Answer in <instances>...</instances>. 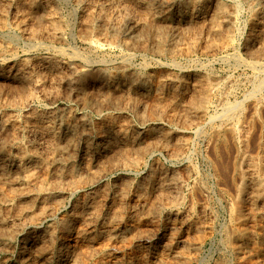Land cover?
Returning <instances> with one entry per match:
<instances>
[{
    "label": "rangeland",
    "instance_id": "374dc122",
    "mask_svg": "<svg viewBox=\"0 0 264 264\" xmlns=\"http://www.w3.org/2000/svg\"><path fill=\"white\" fill-rule=\"evenodd\" d=\"M32 1L38 0H25L23 8L17 9L18 6L12 0H0V43L2 42L0 48L6 52L0 51V129L2 130L0 131V144L2 145H0V170H4V175L0 174V185H2L0 186V203L2 202L0 204V264H55L54 256L60 257L62 264H69L66 253L78 255L80 250L82 254H79V258L83 256L90 264H264V194L262 201L256 200L254 193H252L254 192L253 188L248 187V192L245 194L247 196L242 205L244 223H233L229 212L232 199H234L236 184L238 181L240 183L239 179H235V164L239 163L238 166H240L242 157L246 155L245 159L248 158L247 160H249L250 158L253 164L257 163L261 172L264 173V110L262 114L263 126L255 124V127L251 128L249 123L246 124V121L250 122L248 117L242 122L243 145L240 150L232 144L229 147L233 150L229 149L227 152L226 146L218 142L217 149L219 152L216 153L211 142L212 131L208 125V117L191 112L188 107L189 102L193 99L192 96L198 89L195 80L203 79L206 76H214L213 78L218 82H214L211 87V94L215 97L213 96L214 104L208 114L218 111L219 102L217 99L222 95L218 97L217 90L219 87L225 88L222 85L228 86L227 89L225 88L227 92L222 97H228L233 102L243 101L244 94L252 90L254 71L250 67L247 69L246 63L254 61L260 62L261 65L264 64V56L262 55L264 51L261 52V49H264V33L262 32L264 31L262 29L264 28V21H253L251 16V10L253 12V9L259 8L258 1H251L248 4L246 0H239V4L241 3L239 6L240 15L229 29L232 31L230 36V31L227 30V27L230 26L224 24V26L218 27L217 22L215 23L217 20H212L213 15L212 17L210 15L213 14L214 6L217 3L224 4L225 10L229 9V14L232 13L235 9L231 1L195 0L198 3V5L196 3L197 10L204 11L202 16L193 12L192 9L189 12L180 13L179 11H185L181 3L171 5L170 8H160L158 13L152 14L149 13L145 0L142 2L141 0H116L118 1V10H115L116 7L112 9V7L107 6L108 1L106 0H39L40 2L36 7L31 5ZM159 1L163 3L162 1L165 0ZM47 5L57 8V12L60 13L57 16L59 21L68 22L67 29L65 28L66 38L60 43L54 41L53 33L55 31L47 20L48 16L45 11ZM99 5H103L102 7L106 9L108 21H111L112 25H121L118 39L121 42L128 40L129 43H134L133 49H136L129 51L120 46L111 55L107 54L106 57L109 56L110 58L108 60H113L112 69L114 70L111 69V72L116 81L115 84L106 79L102 82L91 80L84 89L77 84L70 86L66 82L72 77L70 68L66 64L67 60L75 51L82 56L89 53L88 45L83 37L88 22L95 15L93 10ZM24 16L27 18L25 19ZM19 17L25 19L28 33L32 37V33L35 32L33 37H38L37 40L43 47H31L28 36H20V34L9 30L10 25L13 26L18 23V20L20 21ZM2 20H6L7 27H2ZM157 32L165 34L164 36L169 37V39L171 37V40L175 42L176 48L173 57L158 55L154 52L153 45L155 43L152 36ZM221 34L225 36V39ZM256 34L260 35L261 41L259 43L255 41ZM14 36L15 38H13ZM229 38L235 39V48H227L226 44ZM98 40L106 44L103 38ZM248 47H250L251 52ZM60 50L65 53V57L57 54ZM125 51L126 54L132 55V69L140 70L142 66L146 65L153 83L162 77V79L168 80L174 76H184L188 83H186L185 95L183 94L182 100L176 101L168 89H165L160 96L155 94V91L146 94L128 91L126 76L122 74L117 63L114 66V63L120 60L119 55L124 54ZM234 56L239 57L238 63ZM88 68L92 73L99 71V67L95 65ZM15 70H21L26 79H17L9 75ZM261 78L264 81V75ZM236 88L238 89L236 90ZM189 114L191 115L189 116ZM39 116L50 121L52 132L60 133L64 132L66 128H75L74 142L66 143L65 140H61V150L58 149V151L56 149L57 141L48 131L42 129L35 122L36 117ZM154 117L160 119L159 124L161 125L157 126L159 131L147 132L155 126L154 121H152ZM195 118L198 119L195 121ZM23 126L27 128L25 127V129ZM245 129H248V132ZM143 131L147 132V140H144V137L139 134ZM168 132L170 139L169 142H166L165 135ZM124 133L128 135L125 136ZM150 140L151 142H149ZM246 140H248V145H246ZM144 144L145 148L143 147ZM28 146L30 148H27ZM19 148H25V151H36L35 153L38 152V155L41 154L39 157L42 159L31 170L32 172L30 171L29 183H24L25 188L15 185L20 178V171L14 163ZM124 150L125 152H122ZM222 151L223 154H221ZM179 152H181L182 157L178 161L175 156L180 154ZM236 152L241 156H238ZM237 157L238 160H236ZM212 160L220 166L216 172L218 174L215 173L216 169L213 167ZM62 163L69 167V171L72 168L73 170L70 171L72 173L68 169L62 171L58 167ZM136 163H138L136 168L131 167L132 164ZM252 168L254 165H243V171L249 180L253 175ZM7 170L10 171L7 172ZM53 170H55L54 173ZM221 175L225 179L222 180ZM61 176L63 179L60 183L62 184L61 187L65 188L64 194L57 193L54 196L56 200L47 206L51 216L42 217L35 227L32 226L28 217L26 218L19 213L18 201L9 200L14 206H6L4 203L15 196L11 186L15 185L14 189L21 188L16 194L32 192L31 194L34 195L41 185H45L46 188L51 186V189L56 190L55 186L59 184L56 181ZM165 176L167 177L165 178ZM30 180L33 181V185ZM166 180L169 181L165 183ZM10 181L11 183H9ZM143 183L144 187L145 184L149 186L146 185L145 187V192H147L143 199L144 206H139L140 201L136 196V191L140 186L139 184L143 185ZM75 185L77 188L73 190ZM127 188L129 189L127 190ZM170 190L172 192H169ZM177 194L179 195L177 196ZM169 195L173 196V199ZM92 198H96L99 205H96L97 210L93 215L96 218L91 216V220L83 223L76 220L72 222L71 220L76 217V210L85 204L86 200L89 202ZM174 200L180 201L178 203L179 208L171 210ZM111 205L114 207L112 208ZM137 205L138 218L136 221H132L130 211ZM38 209L41 211L40 208L34 209L35 216L43 213ZM110 209L111 211L117 209L124 212L125 218L122 223L114 224L111 222ZM151 210L155 211L152 215H150ZM253 215L255 218L252 217ZM260 218L262 219L260 220ZM24 220L26 221L24 222ZM66 224L72 226L70 232L65 231L64 226ZM108 228H111L109 233ZM102 229L106 230L103 231ZM238 229L244 231L246 238H248L245 239L246 242L237 240L240 252H235L226 242L227 236ZM128 238L129 241L126 240ZM242 248L246 249L243 251ZM83 249H85L84 252ZM86 251L87 254H85Z\"/></svg>",
    "mask_w": 264,
    "mask_h": 264
},
{
    "label": "bare ground",
    "instance_id": "6f19581e",
    "mask_svg": "<svg viewBox=\"0 0 264 264\" xmlns=\"http://www.w3.org/2000/svg\"><path fill=\"white\" fill-rule=\"evenodd\" d=\"M11 1V0H10ZM80 1V0H79ZM108 1L107 3V6L109 7H116L115 10H118L117 6H118V1L116 0H106ZM147 5H148V8H149V13L151 12L152 14H156L159 12V9L161 8H166V7H169L171 5H174V4H177V3H181V5L183 6V8L185 9L182 10V11H179L180 13H186V12H189L191 9L193 12H196L198 15H203V10H197L198 8V3L194 0V1H191V0H165V1H162L163 3H161L159 0H145ZM225 2L226 1H231L233 2V5H234V11L232 13L229 14L228 10L226 11L225 9V5L224 4H221V3H217L215 4V10L213 12V14H209L211 17L213 15V19L212 20H217L215 21L216 25L219 27L224 26V24L227 26H230V27H227V30H229L232 25H234V21L237 20V18H239L238 16L240 15L239 14V0H224ZM247 3L251 2V1H258V6L259 8H255L256 10L253 9V12L251 10V13H252V18H253V21L255 20H260V21H264V0H246ZM245 1V2H246ZM13 3H15L17 6V9L19 8H23V5L25 4V0H12ZM39 0L38 1H32L31 2V5L33 7H36L38 4H39ZM142 2V0H141ZM200 2V1H199ZM243 2V1H242ZM97 3V2H96ZM197 3V5H196ZM224 3V2H223ZM248 3V4H249ZM253 3V2H252ZM251 3V4H252ZM30 4V3H29ZM99 4H101V2H99ZM105 4V2H104ZM201 4V3H200ZM206 4V3H204ZM246 4V3H245ZM254 4V3H253ZM1 5V4H0ZM45 5V4H44ZM97 5V4H96ZM106 5V4H105ZM207 5V4H206ZM243 5V4H242ZM256 5V4H254ZM256 5V7H257ZM40 6V5H39ZM103 6V5H102ZM101 5L97 6L93 12L95 13L94 17L88 22L89 24L87 25L86 27V32L84 34V37H83V40L85 41V43L88 45V48L89 49V53L87 54H84V56L79 55V52L76 53V51L72 54V56L69 58V60H67V63L69 68H70V73L72 74V77L66 82H68L71 86V84H77V85H81L80 87H82V89H84L86 87V85L89 83V81L91 80H95V81H104V80H108L111 82V83H116V81L114 80V76L112 75V72H111V69L113 67V60H108L110 59L109 56L108 58L106 57L107 54L109 53V55H111V53L113 51L116 50V48L120 47V46H123L124 48L123 49H128L129 51L132 50L134 48L133 44L129 43L128 40L127 42H121V40L118 39L119 35H120V28H121V25L119 26V24H115V25H112L110 22L111 21H108V13L106 11V9L104 7H102ZM106 6V7H107ZM120 6V5H119ZM201 6V5H200ZM244 6V5H243ZM15 7V6H14ZM55 6H52V7H49L48 5L45 6V11L47 13V16H48V21L51 23V27H53V30L55 31L53 34H54V41H57V42H62L64 40L65 37V28L67 27V23L65 22H61V20L59 21V18L57 16L59 12H57V8H53ZM84 7V6H83ZM138 7V6H137ZM229 7V5H228ZM251 7V6H249ZM108 8V7H107ZM87 10V9H85ZM89 10V9H88ZM121 10V9H120ZM250 10V9H249ZM248 10V11H249ZM5 11V10H4ZM110 11V10H109ZM191 11V12H192ZM114 12V11H113ZM228 12V13H227ZM250 12V11H249ZM92 13V12H90ZM14 14V13H13ZM60 14V13H59ZM160 14V13H159ZM21 16V15H20ZM32 16V15H31ZM157 16V15H156ZM159 17V16H157ZM6 18V17H5ZM20 18V17H19ZM18 18V19H19ZM25 18V16H24ZM27 18V17H26ZM25 18V19H26ZM31 18V17H30ZM124 18H127V17H124ZM25 19H21L20 18V21L18 20V23L15 24V25H10L8 28L11 32H14L16 34H20V36H28V41L30 40V43H31V47H38V46H42L41 43L37 40L38 37L34 38V33L33 36L31 37V35L28 33L29 31H27V24H26V21H24ZM32 19V18H31ZM251 20V19H250ZM6 21V20H5ZM2 20V27H7V23ZM65 21V20H64ZM121 21V20H120ZM126 21V19H125ZM125 21L123 22V24L125 23ZM251 20V22H253ZM1 22V21H0ZM48 22V23H49ZM122 22V21H121ZM120 22V23H121ZM239 22V21H237ZM49 23V24H50ZM70 23V22H69ZM263 23V22H262ZM72 24V23H71ZM236 24V23H235ZM264 24V23H263ZM9 25V24H8ZM157 25V24H156ZM237 25V24H236ZM262 25V24H261ZM72 26V25H71ZM253 26V24H252ZM50 27V28H51ZM179 27V26H178ZM264 27V26H263ZM49 28V29H50ZM64 28V29H63ZM160 28V27H159ZM195 28V27H194ZM226 28V27H225ZM254 28V27H253ZM4 29V28H3ZM52 29V28H51ZM67 29V28H66ZM110 29V30H109ZM164 29V28H163ZM260 29V28H259ZM264 29V28H262ZM2 30V29H1ZM48 30V29H47ZM159 30V29H158ZM175 30V29H174ZM226 30V29H224ZM240 30V29H239ZM254 30V29H253ZM193 31V30H192ZM230 31V30H229ZM228 31V32H229ZM262 31V30H261ZM71 32V30H70ZM227 32V31H226ZM232 31L229 32V36H230V33ZM257 32V31H256ZM264 33V31H262ZM82 33V32H81ZM123 33V32H122ZM180 33V32H179ZM15 34V35H16ZM223 34V33H222ZM221 34V35H222ZM228 34V33H226ZM259 34V33H258ZM165 34L163 33H159L157 32L153 37V40H154V45H153V50L156 54L158 55H162V56H169V57H173V53H174V50L176 48V44L175 42H173L171 40V37L169 39V37H165L164 36ZM224 35V34H223ZM222 35V36H223ZM257 35V34H256ZM262 35V34H261ZM18 36V35H17ZM151 37V36H150ZM218 37V36H217ZM224 39H225V36H223ZM15 38V36L13 37ZM100 38H103V40H105V43L106 44H103L101 43L102 41L98 40ZM221 38V37H220ZM7 40V39H6ZM11 40V39H10ZM42 40V39H41ZM48 40V39H47ZM67 40V39H66ZM220 40V39H219ZM222 40V39H221ZM15 41V39H14ZM43 41V40H42ZM190 41V40H189ZM223 41V40H222ZM256 42L259 43V41H261L260 39V35L256 37L255 39ZM2 43V42H1ZM0 43V44H1ZM212 43V42H211ZM223 43V42H222ZM257 43V44H258ZM29 44V43H28ZM57 44V43H56ZM151 44V43H150ZM226 44V43H225ZM235 39L234 38H229L228 41H227V48H231V47H234L235 45ZM264 44V43H263ZM225 45V46H226ZM189 46V45H188ZM224 46V45H223ZM224 46V47H225ZM258 46V45H257ZM264 46V45H263ZM7 47V46H6ZM53 47V46H52ZM187 47V46H185ZM184 47V48H185ZM237 47V46H236ZM39 48V47H38ZM143 48V47H142ZM219 48V47H218ZM218 48H216V50H218ZM235 48V47H234ZM249 48V51H250V47ZM69 49V48H68ZM136 49V48H135ZM133 49V50H135ZM148 49V48H146ZM215 49V48H214ZM246 49V48H245ZM253 49V48H252ZM58 50V49H57ZM73 50V49H72ZM180 50V49H179ZM178 50V51H179ZM233 50V49H232ZM0 51L3 52L4 49L3 48H0ZM208 51V50H207ZM227 51V50H226ZM238 51V50H237ZM246 51V50H245ZM258 51V50H257ZM264 51V49H261V52ZM5 52V51H4ZM52 52V51H51ZM150 52V51H149ZM180 52V51H179ZM178 52V53H179ZM186 52V51H185ZM229 52V51H228ZM235 52V50H234ZM251 52V51H250ZM254 52H256V50L254 49ZM259 51V53H261ZM6 53V52H5ZM84 53V52H83ZM124 53V52H123ZM189 53V52H188ZM193 53V52H192ZM253 53V52H252ZM258 53V52H257ZM258 53V54H259ZM2 54V53H1ZM58 55L62 56V57H65V53L60 50L58 53ZM232 54V53H230ZM250 55V54H249ZM253 55V54H252ZM255 55V53H254ZM262 55L264 56V54L262 53ZM69 56V55H68ZM140 56V55H138ZM225 56V55H224ZM260 56V55H259ZM262 56V57H263ZM58 57V56H57ZM67 57V56H66ZM120 57V60L115 62L114 63V66L115 64L117 63L120 67V69L122 70V74L124 76H126V81H127V87H128V91L130 92H139L140 94H146V93H151L153 91H155V94L157 93L159 96L164 92V90L168 89V91L171 93V95L174 96L175 100L176 101H179V100H182V97H183V94L185 93V87H186V83H188L186 81V78L183 76V77H172V78H169L168 80H164V79H155L156 82L153 83L151 78H150V75L148 74V70H147V67L146 65H144V67L142 66V68L140 70H135V69H132L131 67V59H132V55L131 54H126V51L124 54H121L119 55ZM161 57V56H160ZM257 57V56H256ZM61 58V57H60ZM115 58V57H114ZM166 58V57H164ZM239 58V57H238ZM236 56H234V59L236 60V62L238 63L239 62V59H238ZM254 58V57H252ZM259 58V57H257ZM63 59V58H62ZM170 59V58H169ZM263 59V58H262ZM175 60V59H174ZM174 60H172L173 62H175ZM246 61V60H244ZM261 61V60H260ZM58 62V61H57ZM161 62V61H160ZM172 62V64H173ZM247 62V61H246ZM262 62V61H261ZM53 63V62H52ZM52 63H51V66H52ZM230 63V62H229ZM234 63V62H233ZM260 62H247L246 64L248 65L247 69H249V67L254 71L253 72V88L251 91H249V93L247 94H244V100L239 102L238 101H235L233 102L232 100L230 101V99L228 97H222L224 93H226L227 91H225V88L227 89L228 86L226 85H222L223 87L225 88H222V87H219L218 90H217V95L219 97V99H217V101L219 102L218 103V111L213 113V114H208V112L211 110V107L213 106L214 104V99H213V96L215 97V95H212L211 94V87L213 85L214 82H216V80L212 77V76H206L205 78H201V79H196L195 82L196 84L198 85V89L196 90V92L194 93V95L192 96L193 99L189 102V109H191V112H196L198 115H204L205 117H208V125L210 126L211 128V142H212V145H214V149H215V152L217 153V151L219 149L217 144L218 142H221L222 144H224L225 147V150L228 152L229 149H232L231 147H229V145H232L234 144L235 145V148L239 150L241 149L242 145H243V140H242V128H243V121L244 119H248L250 120V122L246 121L248 124L249 123V126L251 128L255 127V124H260V126H263V120H262V114H263V110H264V81L262 80L261 76L264 75V64L262 63L259 64ZM25 64V63H24ZM56 64V63H55ZM116 64V65H117ZM144 64V63H143ZM163 64V63H162ZM171 64V63H170ZM180 64V63H179ZM232 64V63H231ZM57 65V64H56ZM80 65V66H79ZM97 66L99 67V71L95 72V73H92L90 72V66ZM238 65V64H237ZM50 66V65H48ZM24 67V66H22ZM27 67V66H26ZM152 67V66H151ZM181 67V66H180ZM68 68V67H67ZM92 68V67H91ZM15 69V68H14ZM17 69V68H16ZM119 69V70H120ZM178 69V68H177ZM69 70V69H68ZM114 70V69H112ZM189 70V69H188ZM25 71V70H24ZM50 71V70H49ZM186 71V70H185ZM153 72V71H152ZM205 73V72H204ZM207 73V72H206ZM213 73V72H212ZM46 74V73H44ZM173 74V73H172ZM9 75L11 76H14V78H17V79H26V76L25 74L21 71V70H15V71H12ZM156 76V75H155ZM170 76V75H169ZM31 76H29L30 78ZM152 77V76H151ZM157 77V76H156ZM68 78V77H67ZM165 78V77H164ZM195 78V77H194ZM199 78V77H198ZM231 78V77H230ZM244 78V77H243ZM31 79L33 80V78L31 77ZM40 80H41V77H40ZM123 80V79H122ZM222 80V79H221ZM39 81V80H37ZM36 82V81H35ZM125 82V81H124ZM232 82V81H231ZM33 83V82H32ZM96 83V82H95ZM218 83V82H216ZM226 83V82H225ZM224 83V84H225ZM229 83V82H228ZM234 83V82H232ZM249 83H250V80H249ZM195 84V85H196ZM221 84V83H220ZM219 84V85H220ZM235 84V83H234ZM237 84V83H236ZM27 85V84H26ZM30 85V84H29ZM242 85V84H241ZM68 86V85H66ZM74 86V85H73ZM111 86V85H110ZM237 86V85H236ZM78 87V86H77ZM235 87V86H234ZM196 88V87H195ZM232 89V88H230ZM238 88H236L237 90ZM86 90V89H85ZM126 90V89H125ZM240 90V89H239ZM230 91V90H229ZM127 92V90H126ZM213 92V91H212ZM236 93V92H235ZM81 94V93H80ZM85 94V93H83ZM114 94V93H113ZM228 94V93H227ZM44 95V94H43ZM130 95V94H129ZM185 95V94H184ZM228 95H231V94H228ZM235 95V94H234ZM36 96V95H35ZM131 96V95H130ZM172 96V97H173ZM232 96V95H231ZM138 97V96H137ZM162 97V96H161ZM231 98V97H230ZM34 99V98H32ZM89 99V98H88ZM94 99V98H93ZM216 99V98H215ZM30 100V99H29ZM83 100V99H82ZM116 100V99H115ZM174 101V99H172ZM85 101V100H84ZM90 101V100H89ZM92 101V99H91ZM189 101V100H187ZM216 101V100H215ZM87 102V101H86ZM135 102V101H134ZM141 102V101H140ZM89 103V102H88ZM130 103V102H128ZM175 103V102H174ZM187 103V102H186ZM216 103V102H215ZM26 104V103H25ZM93 104V103H92ZM162 104V102H161ZM176 104V103H175ZM217 104V103H216ZM115 105V104H114ZM113 105V106H114ZM139 105V104H138ZM155 105V104H154ZM183 105V104H182ZM23 106V105H22ZM94 106V104H93ZM155 107H157L155 105ZM181 107V106H180ZM186 107V106H185ZM131 108V107H130ZM169 108V107H168ZM171 108V107H170ZM134 109V107H133ZM136 109V108H135ZM17 111V110H16ZM190 112V111H189ZM181 113V112H180ZM211 113V112H210ZM37 114V113H36ZM43 114V113H42ZM194 114V113H193ZM44 115V114H43ZM46 115V114H45ZM139 115V114H138ZM159 115V114H158ZM171 115V114H170ZM191 114H189L190 116ZM209 115V116H208ZM159 117V116H158ZM193 117V116H192ZM191 117V118H192ZM196 117V116H195ZM248 117V118H247ZM163 118V117H162ZM191 118L190 121H191ZM204 118V117H203ZM28 119V118H27ZM30 119V118H29ZM34 119V117H33ZM172 119V118H171ZM186 119V118H185ZM198 118H195V121L197 120ZM13 120V119H11ZM66 120V119H65ZM184 120V119H183ZM188 120V119H187ZM204 120V119H203ZM207 120V119H206ZM154 121V127L152 130H149L147 132H157L159 131L157 129V126L158 125H161L159 124L160 122V119L159 118H156L154 117V119L152 120ZM169 121V120H168ZM173 121V120H171ZM1 122V121H0ZM7 122V121H6ZM20 122V120H19ZM26 122V121H25ZM31 122V121H30ZM35 122L38 123L42 129H45L46 131H48L52 137L57 141L56 143V149H60L61 145H60V142L61 140H65L66 143L68 142H71L73 143L74 142V136H76V134L74 133L75 131V128H72V127H69V128H66V130L64 132H60V133H57V132H52L51 131V128H50V121L39 116L38 118L36 117L35 119ZM144 122V121H143ZM187 122V121H186ZM192 122V121H191ZM204 122V121H203ZM4 123V122H3ZM13 123V122H12ZM28 123V122H27ZM170 123V122H169ZM176 123V122H175ZM205 123V122H204ZM7 124V123H6ZM10 124V123H9ZM26 124V123H25ZM23 124V125H25ZM29 124V123H28ZM245 124V125H246ZM15 125V124H13ZM18 125V124H17ZM33 125V124H32ZM37 125V124H36ZM11 126V125H10ZM35 126V125H34ZM55 126V125H53ZM183 126V125H182ZM7 127V125H6ZM13 127H16V126H13ZM24 127V126H23ZM26 127V126H25ZM24 127V128H25ZM29 127V126H28ZM37 127V126H36ZM160 127V126H159ZM174 127V126H173ZM172 127V128H173ZM259 127V126H258ZM257 127V128H258ZM27 128V127H26ZM25 128V129H26ZM40 128V127H39ZM165 128V127H164ZM209 128V129H210ZM256 128V129H257ZM34 129V128H33ZM164 130V129H163ZM166 130V129H165ZM201 130V129H200ZM246 130V129H245ZM250 130V128H249ZM0 131H2L0 129ZM25 131V130H24ZM59 131V130H58ZM80 131V130H79ZM176 131V130H174ZM248 132V129L246 130ZM39 132H44V131H39ZM119 132V131H118ZM147 132H141L139 133L140 135H142L144 137V140H147L148 138V135H147ZM165 132V131H164ZM170 132V131H169ZM169 132L168 134L165 135V140L166 142H169V139H170V136H169ZM178 132V131H177ZM176 132V133H177ZM210 132V131H209ZM250 132H252L250 130ZM257 132V130H256ZM1 133V132H0ZM48 133V134H49ZM151 133V134H152ZM167 133V132H165ZM173 133V132H172ZM180 133V132H179ZM183 133V132H182ZM210 133V134H211ZM46 134V135H48ZM145 134V135H143ZM175 134V133H173ZM30 135V134H29ZM107 135V134H106ZM125 136H127L128 134H125ZM155 135V134H153ZM178 136V134H176ZM184 135H186L184 133ZM50 136V135H49ZM132 136V135H131ZM141 136V137H142ZM163 136V135H162ZM182 136V135H181ZM197 136V135H196ZM246 136V135H245ZM248 136V135H247ZM253 136V135H252ZM51 137V136H50ZM108 137V136H107ZM129 137V136H128ZM137 137V136H135ZM151 138V137H150ZM173 138V136H172ZM244 138V137H243ZM120 139V138H119ZM142 139V138H141ZM154 139V138H153ZM157 139V138H156ZM160 139V138H159ZM174 139V138H173ZM176 139L178 140V138L176 137ZM202 139V138H201ZM251 139V138H250ZM112 140V139H111ZM123 140V139H122ZM161 140V139H160ZM210 140V139H209ZM263 140V139H262ZM261 140V141H262ZM54 141V140H53ZM139 141V140H138ZM154 141V140H153ZM189 141V139H188ZM247 141V144L248 145V140ZM259 141V142H261ZM3 142V141H2ZM151 142V140L149 141ZM164 142V140H163ZM165 142V143H166ZM173 142V141H172ZM179 142V140H178ZM186 142V141H185ZM250 142V141H249ZM1 143V142H0ZM8 143V142H7ZM78 143V142H77ZM80 143V142H79ZM137 143V142H136ZM157 143V142H156ZM174 143V142H173ZM219 143V144H221ZM20 144V143H19ZM138 144V143H137ZM148 144V143H146ZM150 144V143H149ZM164 144V143H162ZM176 144V143H175ZM178 144V143H177ZM209 144V143H208ZM221 144V146H222ZM1 145V144H0ZM47 145V144H46ZM51 145V144H50ZM67 145V144H66ZM70 145V144H69ZM68 145V146H69ZM153 145V144H152ZM151 145V146H152ZM245 145V144H244ZM2 146V145H1ZM4 146V145H3ZM17 146V145H16ZM64 146V145H63ZM22 147V146H21ZM55 147V146H53ZM66 147V146H65ZM72 147V146H71ZM145 148V144L143 146ZM166 147V146H165ZM183 147V145H182ZM186 147V146H185ZM194 147V146H193ZM248 147V146H247ZM246 147V148H247ZM2 148V147H1ZM27 148H30L29 146ZM128 148V147H127ZM132 148V147H131ZM139 148V147H138ZM144 148L142 149V151L144 150ZM187 148V147H186ZM222 148V147H220ZM261 148V147H260ZM17 149V148H16ZM25 149V148H24ZM23 148H19V152H18V156L15 155L16 159L14 160V163H15V167H17L20 171V178H19V181L16 182V186H19V187H24V183L25 182H28V180L30 179V176H31V173L30 171L39 163L41 162V158L38 155L37 153H35L36 151H25ZM55 149V150H56ZM68 150V148H66ZM133 149V148H132ZM136 149V148H135ZM151 149V148H150ZM168 149V147H167ZM188 149V148H187ZM186 149V150H187ZM223 149V148H222ZM259 149V148H258ZM32 150V149H30ZM34 150V149H33ZM61 150V149H60ZM64 150V149H63ZM233 150V149H232ZM235 150V149H234ZM237 151L238 153L240 151ZM59 151V150H58ZM150 151V150H149ZM148 151V152H149ZM155 151V150H154ZM185 151V150H184ZM189 151V150H188ZM213 151V150H212ZM244 151V150H243ZM260 151V150H259ZM122 152H125L122 151ZM127 152V151H126ZM135 152V151H134ZM151 152V151H150ZM182 152V151H181ZM181 152H179L180 154H176V158L179 159L182 157V154ZM219 152V151H218ZM236 152V154H237ZM2 153V152H1ZM146 153V152H145ZM185 153V152H184ZM259 153V152H258ZM263 153V152H262ZM60 155V153H58ZM61 154H62V151H61ZM221 154H223V151L221 152ZM227 154V153H226ZM142 155V154H141ZM189 155V154H188ZM217 155V154H216ZM238 155V154H237ZM240 155V154H239ZM238 155V156H239ZM2 156V155H1ZM53 156V155H52ZM56 156V155H55ZM58 156V155H57ZM56 156V157H57ZM143 156V155H142ZM211 156V155H210ZM241 156V155H240ZM10 157V156H9ZM43 157V156H42ZM61 157V156H60ZM140 157V156H139ZM247 156L245 155L244 157H242V163L239 165V163H236L235 164V168H236V172H235V179H239L240 180V183L238 181V184H236V187H235V195H234V199H232V203H231V206H230V209H229V212H230V216H231V220L233 223H236V224H242L243 222V209H242V205H243V201L244 198L247 196L245 195L248 189V187L250 186L251 188H253L254 192V198L256 200H261L262 201V196L264 194V173L261 172V170L259 169L257 163L253 164L252 160L249 158V160L245 159ZM260 157V156H259ZM262 157V156H261ZM204 158V157H203ZM212 158V157H211ZM216 158V157H215ZM264 158V157H263ZM62 159V158H61ZM60 159V160H61ZM136 159V158H135ZM239 158L237 157L236 160H238ZM241 159V158H240ZM52 160V159H51ZM137 160V159H136ZM62 161V160H61ZM142 161V160H140ZM176 161V160H174ZM181 161V160H180ZM225 161V160H224ZM262 161V160H261ZM44 162V161H42ZM46 162V161H45ZM58 162V161H57ZM72 162V161H71ZM138 162V161H136ZM143 162V161H142ZM212 163H213V167H215V173L218 171V166L216 164V162L214 160H212ZM12 164V162H11ZM52 164V162H51ZM54 164V163H53ZM226 164V163H225ZM233 164V163H232ZM254 165V168H252V172H253V175L250 177L251 179L249 180L248 178H246V174L245 172L243 171V165ZM260 164V163H259ZM74 165V164H73ZM72 165V166H73ZM174 165V164H173ZM192 165V164H191ZM125 166V165H123ZM136 166H138V163L136 164H132L131 167H134L136 168ZM58 167L62 170V171H65L66 169H68L69 167L66 166L65 164H60L58 165ZM194 167V166H193ZM191 167V168H193ZM220 167V166H219ZM263 167V166H262ZM53 168V167H52ZM51 168V169H52ZM74 168V166H73ZM139 168V167H138ZM234 168V169H235ZM47 169V168H46ZM72 169V168H71ZM70 169V171H72ZM213 169V168H212ZM57 170V169H56ZM189 170V169H188ZM10 171V170H7V172ZM40 171V170H39ZM55 170H53V173H54ZM69 171V169H68ZM69 171V172H70ZM192 171V170H191ZM196 171V170H195ZM32 172V171H31ZM57 172V171H56ZM15 173V172H14ZM72 173V172H70ZM185 173V172H184ZM188 173V172H187ZM0 174L1 175H4V170H0ZM60 174V172H59ZM177 174V173H176ZM191 174V173H190ZM189 174V175H190ZM218 174V173H216ZM34 175V174H33ZM37 175V174H36ZM92 175V174H91ZM160 175V174H159ZM158 175V176H159ZM164 175V174H163ZM173 175V173H172ZM188 175V176H189ZM228 175V174H227ZM12 176V175H11ZM16 176V175H14ZM13 176V177H14ZM54 176V174H53ZM59 177V175H57ZM70 176V175H69ZM98 176V175H97ZM178 176V175H177ZM179 176H182V175H179ZM3 177V176H2ZM18 177V176H17ZM63 176L60 177V179L58 178L56 181L59 182L58 185L55 186L56 190L55 189H51V186L50 188H46L45 185H41L40 183V187L38 188V191L33 195L29 192H25V193H19V194H16L18 193V189H21V188H13L14 186H11V190H12V193L15 195L14 197H11L10 199H8V201L4 202L6 206H14V204L12 205L11 202L12 201H9V200H12L14 199L15 201H18L19 203V213L21 215H23L24 217H28L29 220H31V224L32 226H36L37 223L39 221H41L42 217H48V216H51V212L47 209V206L48 204L52 203L53 201H55L56 197H54L57 193H63V191L65 190V188H62L61 187V183L60 181H62V178ZM67 177V176H66ZM160 177V176H159ZM167 176H165L166 178ZM222 177V175L220 176ZM11 178V177H10ZM161 178V177H160ZM159 178V179H160ZM219 178V177H218ZM15 179V178H14ZM17 179V178H16ZM15 179V180H16ZM33 179V177H32ZM56 179V177H55ZM98 179V178H97ZM171 179V178H170ZM184 179V178H183ZM225 179L224 176L222 177V180ZM249 182H248V180ZM9 180V179H8ZM13 180V179H12ZM14 180V182H15ZM37 180V179H36ZM31 181V184L33 185V181ZM35 181V179H34ZM48 181V180H47ZM169 180H166L165 183H167ZM174 181V180H173ZM217 181V180H216ZM21 182V183H20ZM154 182V181H153ZM186 182V181H185ZM191 182V181H190ZM223 182V181H222ZM11 183V181L9 182ZM8 183V184H9ZM29 183V182H28ZM77 183V182H76ZM125 183V182H124ZM155 183V182H154ZM174 183V182H173ZM175 183H178V182H175ZM219 183V182H218ZM13 184V183H12ZM69 184V183H67ZM79 185V183H77ZM184 184V183H183ZM220 184V183H219ZM225 184V183H224ZM5 185V184H4ZM77 185V186H78ZM140 186L137 188V191H136V196L138 197L139 201H140V204L139 206H144L143 203H144V197H145V187L146 185L148 184H145V187H144V183L143 185L139 184ZM176 185V184H175ZM186 185V184H185ZM223 186V184H221ZM228 185V183H227ZM2 186V185H0ZM9 186V187H10ZM149 186V185H148ZM156 186V185H155ZM167 186V185H166ZM199 186V185H198ZM229 186V185H228ZM28 187V186H26ZM30 187V186H29ZM152 187V186H151ZM181 187V186H180ZM184 187V186H183ZM224 187V186H223ZM227 187V186H226ZM25 188V187H24ZM31 188V187H30ZM77 187L76 185L73 186V190H75ZM185 188V187H184ZM199 187H197L198 189ZM221 188V187H220ZM225 188V187H224ZM229 188V187H228ZM71 189V190H72ZM126 189V188H125ZM129 188H127L128 190ZM136 189V188H135ZM150 189V188H149ZM154 189V188H153ZM160 189V188H159ZM166 189V188H165ZM186 189V188H185ZM230 189V188H229ZM228 189V190H229ZM69 190V188H68ZM103 190V189H102ZM151 190V189H150ZM155 190V189H154ZM174 190V189H173ZM180 190V189H179ZM199 190V189H198ZM197 190V191H198ZM222 190V188L220 189ZM24 191V190H23ZM149 191V190H148ZM164 191V190H163ZM200 191V190H199ZM227 191V189H226ZM225 191V192H226ZM66 192V191H65ZM125 192V191H124ZM128 192V191H127ZM162 192V191H161ZM169 192H172L171 190ZM168 191H166V193H169ZM179 192V191H178ZM193 192V191H192ZM250 192V191H249ZM165 193V194H166ZM180 193V192H179ZM224 193V192H222ZM233 193V192H232ZM64 194V193H63ZM161 194V193H160ZM234 194V193H233ZM11 195V194H10ZM123 195V194H122ZM121 195V196H122ZM174 195V193H173ZM179 194H177L178 196ZM182 195V194H181ZM196 196L198 194H195ZM225 195V194H224ZM227 195V194H226ZM135 196V194H134ZM171 197V195H169ZM253 196V195H252ZM128 197V196H127ZM182 197V196H181ZM61 198V197H60ZM87 198V197H86ZM101 198V197H100ZM167 198H168V195H167ZM173 199V196L171 197ZM170 198V199H171ZM191 198V197H190ZM253 198V197H252ZM127 199V198H126ZM184 199V198H183ZM13 200V201H14ZM102 200V199H101ZM96 198H92L91 201L87 202L86 200V203L83 204L80 208H78L76 210V217L74 220H71L72 222L73 221H77V222H80V223H83L85 221H89L91 220V216H93L95 214V211L97 210V207L96 205H98V201L96 202ZM172 201V200H171ZM175 201V200H174ZM247 201V200H246ZM251 201V200H250ZM57 202V201H56ZM104 202V200H103ZM180 201H175L172 206H171V210L173 209H176L178 207V203ZM193 202V201H192ZM197 202V201H196ZM264 202V201H263ZM2 203V202H1ZM0 203V204H1ZM255 203V202H254ZM259 203V202H258ZM75 204V203H74ZM82 204V203H81ZM103 204V203H102ZM138 204V203H137ZM169 204V203H167ZM4 205V206H5ZM57 205V204H56ZM192 205V204H191ZM99 206V205H98ZM169 206V205H168ZM252 206V205H251ZM111 207L113 208L114 206L111 205ZM167 207V206H166ZM193 207V205L191 206ZM5 208V207H4ZM8 208V207H7ZM36 208H40L41 209V213L43 211V213L39 216H35L34 214V209ZM170 208V207H169ZM179 208V207H178ZM261 208V207H260ZM17 209V208H16ZM190 209V208H189ZM104 210V209H103ZM163 210V209H162ZM36 211V210H35ZM175 211V210H174ZM255 211V210H254ZM98 212V211H97ZM103 212V211H102ZM101 212V213H102ZM191 212V211H190ZM7 213V212H6ZM99 213V212H98ZM97 213V214H98ZM109 215H112L110 216V219H111V222L114 223V224H118V223H122V221L124 220V212L123 211H120V210H112L111 209L109 210ZM155 211L154 210H151L150 212V215L154 214ZM165 213V212H164ZM257 213V212H256ZM8 214V213H7ZM17 214V212H16ZM40 214V213H39ZM96 214V215H97ZM107 214V213H106ZM105 214V215H106ZM129 214V213H128ZM167 214V213H166ZM171 214V213H169ZM178 214V213H177ZM181 214V213H180ZM72 215V214H71ZM101 215V214H100ZM144 215V214H143ZM176 215V213H175ZM264 215V213H263ZM12 216V215H11ZM74 216V215H73ZM169 216V215H168ZM20 217V216H19ZM44 217V218H45ZM96 218V216H93ZM98 217V216H97ZM102 217V216H101ZM150 217V216H149ZM179 217V216H178ZM254 217V215L252 216ZM262 217V216H261ZM103 218V217H102ZM105 218V217H104ZM138 218V205L136 207H133L130 211V219L132 221H136ZM176 218V216H175ZM192 218V217H191ZM255 218V217H254ZM253 218V219H254ZM151 219V218H150ZM186 219V218H185ZM189 219V218H188ZM193 219V218H192ZM262 218H260L261 220ZM1 220V219H0ZM5 220V218H4ZM27 220V221H29ZM47 220V219H46ZM95 220V219H94ZM108 220V219H107ZM156 220V219H155ZM176 220V219H175ZM194 220V219H193ZM264 220V218H263ZM15 221V220H14ZM26 220H24L25 222ZM45 221V220H44ZM66 221H68L66 219ZM128 221V220H127ZM170 221V220H169ZM190 221V220H189ZM245 221V220H244ZM6 222H8L6 220ZM129 222V221H128ZM138 222V221H137ZM196 222V221H195ZM14 223V222H13ZM12 223V224H13ZM88 224V222H86ZM97 223V222H96ZM95 223V224H96ZM103 223V222H102ZM101 223V224H102ZM107 223V222H106ZM244 223V222H243ZM16 224V223H15ZM14 224V225H15ZM91 224V223H90ZM95 224H93L95 226ZM128 224V223H127ZM180 224V223H179ZM78 225V224H77ZM97 225V224H96ZM192 225V224H191ZM194 225V224H193ZM200 225V224H199ZM1 226V225H0ZM76 226V225H75ZM82 226V225H81ZM87 226V225H86ZM93 226V227H94ZM106 226V225H105ZM121 226V225H120ZM137 226V225H136ZM198 226V225H197ZM240 226V225H239ZM71 225L68 226V224H66L64 226V229L65 231L68 230V232H70L69 230L71 229ZM85 227V226H84ZM82 227V228H84ZM115 227V226H114ZM119 227V226H118ZM123 227V226H122ZM86 228V227H85ZM90 228V226H89ZM106 228V227H105ZM120 228V227H119ZM118 228V229H119ZM196 228V227H195ZM5 229V228H4ZM3 229V230H4ZM49 229V228H48ZM52 230V228H50ZM101 229V228H100ZM111 229V228H110ZM108 228V233H109V230ZM235 229V228H234ZM2 230V229H1ZM61 230V229H60ZM90 230V229H88ZM103 230V229H102ZM106 230V229H105ZM103 230V231H105ZM128 230V229H127ZM132 230V228H131ZM49 231V230H48ZM73 231V230H72ZM124 231V230H123ZM130 231V230H129ZM128 231V232H129ZM2 232V231H1ZM7 232V231H6ZM43 232V231H42ZM51 232V231H50ZM63 232V231H62ZM87 232V231H86ZM96 232V231H95ZM144 232V231H143ZM186 232V231H185ZM233 232V231H232ZM53 233V231H52ZM80 233V232H79ZM103 233V232H102ZM107 233V234H108ZM77 234V233H76ZM98 234V233H96ZM105 234V233H103ZM106 234V235H107ZM196 234V233H195ZM12 235V234H11ZM56 235V234H55ZM89 235V234H88ZM92 235V234H91ZM137 235V234H136ZM49 236V235H48ZM51 236V235H50ZM132 236V235H131ZM202 236V235H201ZM42 237V236H41ZM65 237V236H64ZM96 237V236H95ZM124 237V236H123ZM129 237V236H128ZM133 237V236H132ZM49 238V237H48ZM112 238V237H110ZM130 238V237H129ZM129 238L126 239L127 241H129ZM248 238V237H247ZM246 238V234L244 231H242L241 229H238V230H235L233 233L229 234L227 236V244H229L231 246V248L235 251V252H238L240 249H239V246L237 245V240H241V241H245ZM42 239V238H41ZM84 239V238H83ZM87 239V238H86ZM96 239V238H95ZM114 239V238H113ZM120 239V238H119ZM203 239V238H202ZM50 240V239H49ZM77 240V239H76ZM84 242V241H83ZM246 242V241H245ZM94 243V242H93ZM128 243V242H127ZM240 244V243H239ZM62 245V244H61ZM86 245V244H85ZM122 245V244H121ZM197 245V244H196ZM200 245V244H198ZM242 246V245H240ZM200 247V246H199ZM243 247V246H242ZM248 247V246H247ZM63 248V247H62ZM82 248V247H81ZM87 248V247H86ZM195 248V247H194ZM198 248V247H197ZM199 249V248H198ZM246 249V248H245ZM245 249L242 248V250L244 251ZM253 249V248H252ZM85 249H83V252H84ZM88 250V249H87ZM94 250V249H93ZM105 250V249H104ZM103 250V251H104ZM44 251V250H43ZM46 251V250H45ZM73 251V250H72ZM71 251V252H72ZM89 251V250H88ZM92 251V250H90ZM52 252V251H51ZM64 252V251H62ZM61 252V253H62ZM81 252V250H80ZM78 252L80 255L82 253ZM240 252V251H239ZM77 253V254H78ZM79 254L78 255H70V253H66V257L67 259H69V264H90L89 261L87 259H85L83 256L82 258L80 259L79 258ZM85 254H87V251L85 252ZM90 254V253H89ZM93 254V253H91ZM241 254V253H240ZM65 255V254H64ZM99 255V254H98ZM237 255V254H236ZM88 256V255H87ZM93 256V255H92ZM42 257V256H41ZM65 257V256H64ZM94 258V257H93ZM107 258V257H106ZM109 258V257H108ZM57 259V260H56ZM97 259V258H96ZM105 259V258H104ZM241 260V259H240ZM44 261V260H43ZM242 261V260H241ZM42 262V261H41ZM54 262L55 264H62L61 262V259L60 257H57V256H54ZM66 262V261H65ZM120 262V261H119ZM114 263V262H113ZM93 264V263H92Z\"/></svg>",
    "mask_w": 264,
    "mask_h": 264
}]
</instances>
